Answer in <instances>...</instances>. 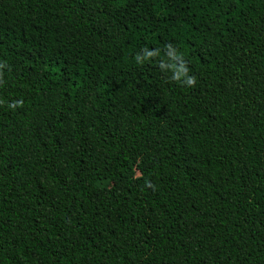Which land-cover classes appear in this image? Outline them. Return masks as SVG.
I'll use <instances>...</instances> for the list:
<instances>
[{
	"label": "trees",
	"instance_id": "trees-1",
	"mask_svg": "<svg viewBox=\"0 0 264 264\" xmlns=\"http://www.w3.org/2000/svg\"><path fill=\"white\" fill-rule=\"evenodd\" d=\"M0 264H264V0H0Z\"/></svg>",
	"mask_w": 264,
	"mask_h": 264
},
{
	"label": "clouds",
	"instance_id": "clouds-1",
	"mask_svg": "<svg viewBox=\"0 0 264 264\" xmlns=\"http://www.w3.org/2000/svg\"><path fill=\"white\" fill-rule=\"evenodd\" d=\"M143 51L145 52V59L147 57H151L153 55H156L157 53L155 52H149L147 51V48L143 49ZM169 56L172 58V63H170L168 65V68L170 69L171 73H172V79L173 81H179L182 82L184 85L191 87L193 85H195L196 80L194 77L191 76H186L185 75V68L183 65H181L180 67H177L175 60L179 59V56H173L172 53H169ZM136 61H140L141 58L139 55L136 56ZM164 65L162 64L161 67H163ZM22 101H18L15 105H10V108H16L22 105Z\"/></svg>",
	"mask_w": 264,
	"mask_h": 264
},
{
	"label": "rangeland",
	"instance_id": "rangeland-1",
	"mask_svg": "<svg viewBox=\"0 0 264 264\" xmlns=\"http://www.w3.org/2000/svg\"><path fill=\"white\" fill-rule=\"evenodd\" d=\"M141 164L143 165V166H146V163L145 162H143V161H141ZM139 175V173L138 172H136V176H138Z\"/></svg>",
	"mask_w": 264,
	"mask_h": 264
}]
</instances>
